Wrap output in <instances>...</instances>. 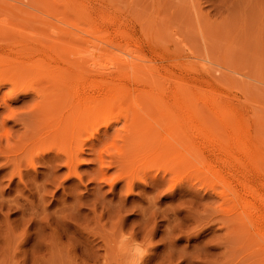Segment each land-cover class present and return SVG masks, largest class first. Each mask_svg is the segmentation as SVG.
<instances>
[{"label":"rangeland","instance_id":"1","mask_svg":"<svg viewBox=\"0 0 264 264\" xmlns=\"http://www.w3.org/2000/svg\"><path fill=\"white\" fill-rule=\"evenodd\" d=\"M90 10L113 19L99 25L112 40L101 48V42L94 40L97 50L91 48L89 27L78 20ZM63 38L69 39L67 50L72 54L62 49ZM84 43L91 48L86 52L90 58L85 52L80 58L78 51L72 57L71 45L81 48ZM86 57L97 64L100 59L106 67L101 72L86 59L93 70L89 94L95 100L90 106L103 104L104 92L98 93L102 90L97 87L101 79L122 66L129 75L127 89L120 91L111 84L110 93L106 91L112 104L104 116L109 136L101 134L104 120L100 119L90 127L100 126V132L89 128L88 136L86 132L61 134L51 145L54 140L45 136L48 122L42 119V111H34L39 93L45 90L41 93L51 95L54 80L61 77L56 70L73 71L68 64L83 65ZM181 75L189 93L182 106L188 127L207 133L196 142L209 140L212 146L234 151V159L245 161L234 169L238 175L264 183V0H0V264H124L117 252L122 230L153 246L144 264H264V240H251L246 232L226 227L225 210L231 204L219 195L224 187L212 175L195 165L169 175L166 166L152 157L136 156L125 166L117 163L131 150L123 139L125 135L128 139V131L136 132L138 127L142 132L137 133L163 132L168 119L177 125V110L166 111L165 105L159 107L140 95L156 92L152 81H160L157 88L162 86L159 91L170 96L174 87L177 90L174 79ZM34 87L43 89L38 96ZM126 90L133 95L127 98ZM118 93H123L121 99L113 100ZM51 97L58 114L70 113L67 100ZM135 97L141 99L136 105ZM81 145L84 163L76 165L73 173L65 166L63 154ZM242 148L248 150L240 152ZM95 153L106 159L101 157L105 164L114 161L106 172L109 179L119 173L125 180L112 185L108 179L98 182ZM204 154L229 174L216 159L222 156L230 161L231 156L221 151L217 157ZM126 182L132 183L130 191ZM258 211L264 214V209Z\"/></svg>","mask_w":264,"mask_h":264},{"label":"bare ground","instance_id":"2","mask_svg":"<svg viewBox=\"0 0 264 264\" xmlns=\"http://www.w3.org/2000/svg\"><path fill=\"white\" fill-rule=\"evenodd\" d=\"M78 20H81L80 23L83 22L89 27L90 31H88V33L90 34V37L93 38V40L90 41L91 44L93 43L94 40H98L96 43H99V45H100V42H101V45H100V48H101V47H105V45L108 42L111 43L112 38L110 37V35H108L107 31L106 30L103 31V29L100 26L103 25V24L111 22L113 20L112 18H109L105 14L104 15H100L99 12L90 10V12L86 13L84 18L82 17V19H78ZM74 22H76V21L74 20ZM65 39L63 38L64 41H65ZM88 39L90 40L91 38H88ZM63 40L61 39L60 41L62 42ZM66 41L68 42L69 39L66 40ZM65 42H62L65 45L64 46L62 44V49L63 50L66 49V50H64V52L66 51L68 53L69 52L68 51L69 50L68 44L70 43V41H69L68 44H67V42L66 43ZM85 42H86V40H85ZM94 43H95V41H94ZM96 43L94 45L92 44V46H91L92 49H96V48L98 49L99 48V46L96 45ZM84 44H85V46L82 45L81 48H77V47H80V46L72 44L74 47L77 46V47H75L76 49L75 48L73 49L72 45L70 44L71 45L70 51L72 49V51L75 52V55L72 56V57H76V51H78L77 52V56H80L78 54H81L82 57L80 56V58L85 57L83 55V53L85 52V55H86V52H88V50H90L91 48H90V46H88V45H90L88 42H87L88 45H86V43H84ZM47 48L46 49L48 51H49V48H50V50L52 49L51 47H47ZM59 48H61V46H59ZM56 49H58V48H56ZM99 50H100V52H99ZM99 50H98L99 53L103 52V50L102 51H101V49H99ZM105 50H106V48H105ZM59 51H61V50H59ZM94 51L95 50H93V51L91 50V52H93V54H95ZM64 52L62 51L59 54H62ZM69 53L72 54V52H69ZM102 54L103 55L105 54L107 56V54L104 53V52ZM96 55L99 56L98 54H96ZM100 56L102 57V55H100ZM67 57H69V56H67ZM87 57L90 58L89 56H87ZM87 57L82 59L81 61H85V63L87 64V60H86V59H88ZM77 58L78 59H75V58L74 59L77 60V61L78 60L80 61L79 57H77ZM91 59L90 60L88 59V60L91 62L93 60V59L92 60ZM68 60L69 59L67 58V60H66L67 64H68V62L71 61V59H70V61H68ZM77 61L76 62L71 61L72 63H74L73 65L71 63L68 64V65L73 66V68L70 66V68H72L73 71H70L71 69L70 70H67V69L65 70V68H68V67H62V68L60 67V68H58L56 70L61 75V77H58L56 80H54L55 84H54V86H53V88H52V90L50 92L51 95H48L49 92L46 93V94H42V93H45V90H43L42 88L41 89H37L38 87H36V88L34 87V89H36L35 91L37 93L36 96H38V93L41 90L44 91V92L41 91L42 93L41 92L39 93V97H40V99L38 101L39 103L36 104V106H34V107H36V108H34V111L36 112V111L39 110V111L43 112L44 116L42 114V116H43L42 119H44L45 121L47 120L48 123L47 124L45 123V125H48V127H49L48 128L49 130L46 132L45 136L46 137L49 136V138L51 137L54 140V142L52 141L53 143L51 145H53L56 142V140L58 139V136H60L61 134L64 135V134H70V133L86 132V131H88V129L90 127H92L100 119L104 120L103 122L100 120V122H102V126L101 127L103 128V131L101 132V134H103V135L109 134L107 132L108 131L107 129H109V123L107 121V118H106V120L104 119L105 118L104 116L108 113V112L106 113L107 106H110L112 104L107 100L109 94L106 93V91H109V93H110L111 84H116L119 87L120 91H122L121 89L124 86L126 87V85H127V84L125 85V81H126V77H128L129 75L127 76L122 71V69H121L123 67L122 66V67L119 68L120 70H118L115 74H113V76L106 75V76H108V79H105L104 77H102L104 79H101L99 84L96 82L98 84L97 85L98 90L99 89L102 90L100 92L98 91V93H101V92L103 93L104 92V95L102 94L103 95L102 97L104 98V100L102 101L100 99L103 102V104H100L101 103L100 102L99 103L100 105L98 107L90 106L91 105L90 103H92V99L95 100L90 95L91 93L89 94V91H91L90 89H92V84L93 83L91 82V80L88 77L90 76V74L92 73L93 70H92V67H90V64H87V66L83 67V65L85 63H83V65L81 63H78V65H77V64H75V63H77ZM92 62H91L92 66L96 67L97 69H99V71H100L101 68L103 70L106 68L104 66L105 62L103 61L104 62V64H103L102 62H100V59H99V63L98 64H97V60H95V59H94V62L93 63ZM80 64L82 66H80ZM102 69H101V72H102ZM105 73L103 72V74H105ZM178 78L174 79L176 82L174 80H172V81H174L176 83V85H177L176 89L177 90H174L175 87L173 88V91L171 90L172 88L171 89L168 88V91L169 90H170V92L172 91L170 93V96L169 95L167 96L168 92L165 93L164 91H161V92L159 91V90L163 89V88H161L162 86L161 87L158 86L159 89L157 88V85H159L160 81H152L154 86H156L155 87L156 88V92H153V90L150 91V90L147 89L149 92L142 93L140 95V96L145 95L146 96L145 100L148 99V101H150V102L152 100V102L156 103L159 107L161 105H165L164 109L166 111L167 110L168 111L169 110H175V111L177 110V112H179L178 116H177V120L178 121H176L177 125H176L175 122L172 123V120L168 119V118H170V117H168V114L170 115V113H167V117H168L167 119L170 120L171 122L167 123L168 120L165 118L167 120V122L164 123L165 124L164 127L162 126L163 127V132H158V131H153V130L150 131V130H146L145 129L146 131L144 133H140V132H142L141 131L142 129H138V127H137V131L136 132L134 130L131 131V132L128 131V133H127V134H129L128 135L129 136L128 139L126 138V135H125V137L123 139L125 141H128L129 144H127V145H129L131 147L130 148L131 150L126 151L125 155L122 156V161H120V162L118 161L117 163L120 166H125V164L128 165V164L133 163L132 160L136 156H140L142 159H145V158H148V157H152L153 160L158 161V162H162L164 164V167L166 166L165 169L168 171L167 173L169 175H172V174H175V173H179L178 170L181 171V172H185L190 167L192 168V166H194V165L196 166L197 170H202L203 169L201 172L205 171V172L209 173L210 175H212L215 178V181L219 182V184L221 183L222 187H224V188L222 190L219 189V195H221L222 197L225 196V198L227 200L224 201V202H230V204H231L229 206V209L225 210V212L227 213V219H226V222H225L226 227L228 229L231 228L230 229L231 232H236V233H241V232L245 233L246 232L247 233L246 235H248V237L251 240H252V238H256V237L261 238L262 240H264V217H262V216H264V214H260L262 212L258 211V209H264V190H262V191L260 190V187H261V189L264 188V183L261 182V183H259L260 184L259 185L258 183L250 182L243 175L242 176L238 175V171L237 170L235 171L234 169H236L238 166L239 167L244 166L245 165V161L243 162V160H241L240 158L234 159V158H236V156H233V154L235 153L234 151L226 150L220 144L212 146V144H209V142H208L209 140H202V142H199V141L196 142V140H195L196 138L198 139V137H203L204 135L206 136L207 133H206V131L204 129H199V128H197L196 130L191 129V131H190V129H189L190 126L188 127L189 124H187V121H186L187 118L185 116V113H184V110H183V107H182V106L186 105L184 102L187 100V98L189 96L188 88H186L187 87V80H185V77H184V80H183V76L181 77L182 79L181 78L178 79ZM139 79H141V78H139ZM76 80H79V81H76ZM143 80L144 79H141L139 81H143ZM147 81L148 80H145L146 83H147ZM149 82L151 83V81H148V85H149ZM137 84H139V83H137ZM153 84H150V85L152 86ZM166 84H169V83H166ZM143 85H145V84H143ZM169 85L171 86V84H169ZM137 86H135V87H137ZM166 86L167 85H165L164 88H166ZM29 88H31V86ZM32 88H33V86H32ZM125 89H127V87ZM128 89H129V87H128ZM130 89H132V88H130ZM133 89L135 91H137V88L136 89L133 88ZM143 89L146 90V88H144V87H143ZM151 89H153V88H151ZM47 91H49V90H47ZM126 91H127V93H129L128 90H126ZM127 93L125 92L126 97L127 96L131 97L130 93H132V91L129 93V95ZM137 93H138V91H137ZM122 95H123V93L122 94L118 93L116 96H114L113 100H115V101L120 100ZM131 95H133V93ZM137 95H139V94H137ZM49 96H52L51 97L52 99L59 100L60 102H61V100H63V101L67 100L68 103H66V102L65 103H66V107L68 105L70 113L69 114L65 113L63 115H68V116H64V118H63L62 117L63 115L61 116L60 112H59V114L57 113V111L54 109V106H55L54 105V100L50 101L49 100ZM134 96L132 97L133 100H131V101H134ZM93 97H95V96H93ZM123 97L125 98V96H123ZM136 98L137 97H135V99ZM137 99H136V103L135 102L133 103L134 105L138 104L137 103L138 101H141L140 98H139L140 100H137ZM176 99H177L178 102L175 101ZM127 100L129 101V99H127ZM127 100L125 98V101H127ZM60 102L58 103V106H61ZM55 104H56V102H55ZM58 106L56 105L57 108H58ZM62 106H61V108H62ZM137 106H139V105H137ZM66 107H64V108H66ZM61 108H60V110H61ZM73 108H74L73 111L75 113L73 111L71 112V110ZM58 110H59V108H58ZM50 111H51V113H49ZM64 111L65 112L68 111L67 108ZM61 113H62V111H61ZM174 113H176V112H174ZM35 114H37L39 116V113H35ZM38 116H37V118H39ZM163 117H165V116H163ZM126 118L127 117H125V119ZM128 118H130V117L128 116ZM132 118H133V121H134V117H131L130 121H132ZM140 118H141V116H140ZM171 118H172V116H171ZM172 119H174V116H173ZM108 120L112 122L111 119H108ZM135 122H136V120H135ZM133 124H134V122H133ZM138 124H141V123L139 122ZM95 126H97V124ZM132 126H134V125H131V127ZM129 127H130V124H129ZM133 128H135V126L132 127V129ZM177 128H178V130L175 131ZM90 129H92V128H90ZM124 130H127V129H124ZM138 130L140 131L139 133H137ZM92 131L95 132V133L96 132H100L101 131L100 126L99 127L97 126V127L93 128ZM42 132H43V130H42ZM87 133L88 132H86V136H88ZM95 133H93V134H95ZM114 133H116V132H114ZM44 134H45V132H44ZM98 134L100 135V133H98ZM98 134H96V135L98 136ZM89 135H91V134H89ZM92 136H94V135H92ZM107 136H109V135H107ZM60 138H62V136ZM106 138L107 137H105V139ZM38 139H40V138H38ZM92 139H94V138H92ZM47 141H48V139H47ZM86 141H85V143H86ZM41 142H43V141H41ZM57 143H59V142H57ZM124 143H126V142H124ZM31 144H33V143H31ZM93 144H94V142H93ZM84 145L78 146L77 148H70V149H68V153H66L67 150L65 151V154H63L64 151L62 152V154L65 156L64 157L65 166L68 168L69 171H73V173H74V167L76 165L84 163L82 161V158H81V154L83 153ZM91 145H89V146H91ZM121 147H123V146H121ZM50 149H52V148H50ZM57 149H59L58 146H57ZM244 149L245 148H242L240 152H242V151L244 152ZM90 150H91V148H90ZM140 150H141V152L137 153ZM245 150H248V149L246 148ZM61 151H59V152H61ZM119 151H121V150H119ZM219 151L224 152V156L225 155H229V156L232 157V160H230V161H227L222 156L221 157L219 156V158L216 159V161L221 163L222 166H224L227 169H229V171L231 173L229 172L228 175H225L221 170H219V168L216 167L217 164H213L211 162V160L207 157V155L205 156V154H204V152H206V153L209 152L210 154L216 155L215 157H217V153L219 154ZM120 154H118V155H120ZM83 155H85V153ZM27 156H29V155H27ZM95 156H96V153H95ZM30 157L31 156H29V159H30ZM54 157L55 156H53L52 158H54ZM96 157H97L96 158V162H97L96 172L98 174L97 175V181L98 182H101L102 180L108 179V180L111 181L110 185H112L113 181H116V180L119 181L120 179L125 180L126 176H123V175H121L119 173H118L119 176L117 174L113 178L109 179L110 177L106 174V172L108 170H110V168L112 167V164L114 163V161H113V163L109 162V163L105 164V161L102 160V158H103L102 156L97 155ZM110 157H112V156H110ZM103 159L106 160L105 158H103ZM31 160L32 159H30V161ZM54 160L55 159H53V161ZM255 160H257L258 162H261V161L258 160V158H256ZM134 162H135V160H134ZM258 165H259V163H258ZM117 166L118 165L115 164L113 166V168H115ZM32 167H33V165H32ZM164 167H163V169H164ZM130 169H132V168H130ZM18 171H19V169H18ZM94 171H95V169H94ZM143 171H145V170H143ZM10 173H11V171H10ZM165 173H166V171H165ZM71 174H72V172H71ZM17 175H19V174H17ZM68 176H70V175H68ZM137 176H139V175L137 174ZM163 177H165V176H163ZM173 177H174V175H173ZM142 178H143V176H142ZM178 178H179V176H178ZM231 178H233V180H231ZM156 179H157V177H156ZM170 179H172V178H170ZM138 180H140V178H138ZM126 186H127V190L128 191H130L132 189V183H127ZM173 191H175V190H173ZM184 192H185V190H184ZM174 195H176V194H174ZM181 195H183V194H181ZM222 199H224V198H222ZM258 212H259V214H258ZM260 215H262V216H260ZM259 216L262 217V219ZM256 217L257 218L259 217L260 220H258L259 218L257 219ZM207 228H209V227H207ZM252 230L255 232V234H253ZM247 241H248V239H247ZM118 251L119 250H117V252ZM121 259L123 260V257ZM122 263H124V260H123Z\"/></svg>","mask_w":264,"mask_h":264},{"label":"clouds","instance_id":"3","mask_svg":"<svg viewBox=\"0 0 264 264\" xmlns=\"http://www.w3.org/2000/svg\"><path fill=\"white\" fill-rule=\"evenodd\" d=\"M152 248L151 244L145 245L140 239L130 237L122 230L118 250L124 259V264H144Z\"/></svg>","mask_w":264,"mask_h":264}]
</instances>
